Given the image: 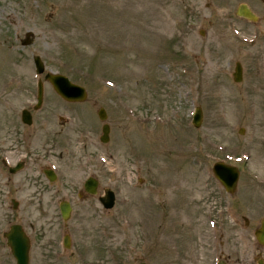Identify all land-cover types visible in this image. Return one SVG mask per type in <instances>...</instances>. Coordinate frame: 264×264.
<instances>
[{
    "label": "rangeland",
    "instance_id": "rangeland-1",
    "mask_svg": "<svg viewBox=\"0 0 264 264\" xmlns=\"http://www.w3.org/2000/svg\"><path fill=\"white\" fill-rule=\"evenodd\" d=\"M242 3L256 21L237 15ZM34 55L88 97L68 102L45 82L42 137L50 150L59 133L48 159L58 177L45 197L46 236L39 225L29 232L30 264L264 258L254 235L264 217V0H0V128L22 127V108L36 102ZM220 160L241 170L234 193L213 174ZM90 175L98 193L82 198ZM106 187L117 196L110 210L98 199ZM61 199L73 206L68 221ZM7 229L0 214V264H16Z\"/></svg>",
    "mask_w": 264,
    "mask_h": 264
},
{
    "label": "flooded vegetation",
    "instance_id": "flooded-vegetation-1",
    "mask_svg": "<svg viewBox=\"0 0 264 264\" xmlns=\"http://www.w3.org/2000/svg\"><path fill=\"white\" fill-rule=\"evenodd\" d=\"M25 108L31 112L33 121L30 125L23 122L20 114L22 127L0 128V214L9 229L18 224L29 233L36 231L39 225L38 234L43 233V239L48 224V205L45 202L49 189L48 159L55 149L47 150L46 140L42 137L47 122L39 114L44 107L35 110L34 106H27L22 109ZM34 125L35 129H29ZM50 141L51 148L56 147V140L51 138ZM58 209L61 214L59 205ZM33 212L37 213L34 219ZM260 259V256L253 257L256 264Z\"/></svg>",
    "mask_w": 264,
    "mask_h": 264
},
{
    "label": "water",
    "instance_id": "water-1",
    "mask_svg": "<svg viewBox=\"0 0 264 264\" xmlns=\"http://www.w3.org/2000/svg\"><path fill=\"white\" fill-rule=\"evenodd\" d=\"M237 13L241 16L251 18L253 20L257 19L255 14L250 10L248 5L246 4H241L238 8ZM34 63L37 68V73H43L45 71V64L40 56L34 57ZM233 77L236 82H240L243 79V68L240 62L236 63ZM46 79L51 82L55 91L68 101H84L87 98L86 88L84 86H81L73 82L66 75L49 72L46 75ZM42 100H43V82L40 81L39 90H38V104L36 107L41 105ZM98 114L102 120H105L107 117L104 108H101ZM202 119H203V112L202 109L198 107L194 115L193 124L196 127H200L202 123ZM23 120L28 123L31 122V118L26 110L23 113ZM102 130H103V135L101 136V141L107 142L109 140L110 126L108 124H104ZM213 173L228 192L230 193L235 192L240 176V171L238 167L227 164L222 161H218L213 166ZM97 186H98V182L94 178H89L85 184L86 190L89 191L90 193H96ZM115 200H116L115 193L109 188L105 189V194L100 197V201L107 209H110L114 206ZM61 210L63 217L67 219L70 215V210H71L70 205L67 202H63L61 204ZM5 235L8 239V244L10 245L13 254L17 259V264H29L30 241L27 235L22 231L21 227L14 226L12 227L11 231L6 233ZM256 237L259 240V242L264 245V219L262 220L260 228L256 230ZM66 244H68L67 240H66ZM139 264H147V263L141 262ZM218 264H224V263L220 262Z\"/></svg>",
    "mask_w": 264,
    "mask_h": 264
}]
</instances>
